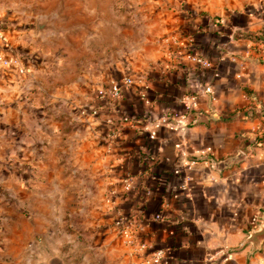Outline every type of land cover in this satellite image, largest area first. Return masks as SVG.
I'll return each mask as SVG.
<instances>
[{
    "label": "crops",
    "instance_id": "1",
    "mask_svg": "<svg viewBox=\"0 0 264 264\" xmlns=\"http://www.w3.org/2000/svg\"><path fill=\"white\" fill-rule=\"evenodd\" d=\"M219 1L154 8L149 42L129 57L116 46L66 59L40 45L64 30L52 12L18 19L0 0V49L17 57L0 61V264H156L159 248V264H264V238L248 240L264 225V0ZM189 46L211 65L188 59ZM126 76L137 81L111 97ZM207 84L213 96L193 106ZM240 151L227 167L205 157ZM139 215L145 253L116 224Z\"/></svg>",
    "mask_w": 264,
    "mask_h": 264
},
{
    "label": "rangeland",
    "instance_id": "2",
    "mask_svg": "<svg viewBox=\"0 0 264 264\" xmlns=\"http://www.w3.org/2000/svg\"><path fill=\"white\" fill-rule=\"evenodd\" d=\"M180 1V0H179ZM176 0H7V15L12 13L20 19L27 11L32 18L52 12L59 25L64 28L61 32H43L48 44L41 46L49 49L51 55L71 57L91 56L98 59L114 56V49H124V57L132 54V50L148 41L151 10L164 7H178ZM221 5L229 6L240 0H220ZM243 2V1H242ZM255 3V1H251ZM39 16V17H40ZM0 19L7 20L6 16ZM91 21V23H90ZM8 22V20H7ZM90 23L91 28L84 26ZM23 23V22H22ZM155 41H162L164 36H155ZM121 44V45H120Z\"/></svg>",
    "mask_w": 264,
    "mask_h": 264
},
{
    "label": "built area",
    "instance_id": "3",
    "mask_svg": "<svg viewBox=\"0 0 264 264\" xmlns=\"http://www.w3.org/2000/svg\"><path fill=\"white\" fill-rule=\"evenodd\" d=\"M6 25V22L4 21V26ZM8 42V36H7V28H3L0 25V43L4 45H7ZM186 56L191 61L195 62L198 65H211V61L204 56L199 51L192 48V46L187 47L185 51ZM0 61L7 64H13L17 62V57L14 55L8 56L5 52V49H0ZM18 66V64H16ZM20 72H25V68L23 66H18ZM139 81H141V89H140V95L141 97L147 102L151 103V98L148 95V85L147 82L144 81V79L139 78ZM137 81L136 78H133L131 76H126L121 80L115 81L112 86L110 87L109 94L113 98H118L121 94V90L126 85H132ZM214 93V87L212 84H207L205 87L201 88L198 91V94L194 96V101L192 102L193 106L197 104L195 98L197 96L202 97H212ZM98 109L94 108L93 113H97ZM169 122V117L167 115H163L160 117L157 121L154 122V127L150 131V137L152 139H155L157 137V127H159L161 124ZM174 127V126H173ZM178 147H180V143L176 144ZM205 150H202L203 153H205ZM184 188L188 187V181L185 179L184 183L182 184ZM168 201H163L162 206L166 207L168 206ZM154 218L156 219H162V213L160 211H157L154 215ZM146 223V217L144 215L139 216H133L131 218L129 217H121L116 221V224L119 228V233L124 237L127 244L130 246H135L139 251H143L145 253L147 251V243L142 242L139 238L137 231L142 226V224ZM164 249L159 248L152 252L148 253L149 259L152 260L153 263L159 264L162 263V260L164 258Z\"/></svg>",
    "mask_w": 264,
    "mask_h": 264
},
{
    "label": "water",
    "instance_id": "4",
    "mask_svg": "<svg viewBox=\"0 0 264 264\" xmlns=\"http://www.w3.org/2000/svg\"><path fill=\"white\" fill-rule=\"evenodd\" d=\"M205 157L211 159L214 166L221 168V167L231 166L235 162H239L242 159V157H244V153L243 151H240L238 154L234 156H229L221 160H216L212 155H207ZM4 193L6 196H9V192L7 190L4 191ZM263 238H264V225H262L260 229L256 231H252L248 240L253 241L256 248L260 246Z\"/></svg>",
    "mask_w": 264,
    "mask_h": 264
},
{
    "label": "trees",
    "instance_id": "5",
    "mask_svg": "<svg viewBox=\"0 0 264 264\" xmlns=\"http://www.w3.org/2000/svg\"><path fill=\"white\" fill-rule=\"evenodd\" d=\"M0 25L3 27V28H6V27H8V25L6 26H4V20L3 19H0ZM258 38V37H257ZM260 38V37H259ZM264 138V134L263 135H261V136H259V137H257V139H259V140H262Z\"/></svg>",
    "mask_w": 264,
    "mask_h": 264
}]
</instances>
